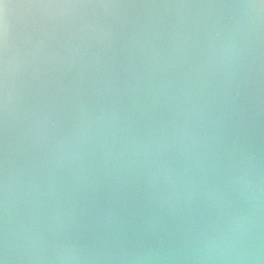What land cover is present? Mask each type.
<instances>
[{
	"label": "water",
	"instance_id": "water-1",
	"mask_svg": "<svg viewBox=\"0 0 264 264\" xmlns=\"http://www.w3.org/2000/svg\"><path fill=\"white\" fill-rule=\"evenodd\" d=\"M6 2L0 260L264 264V0Z\"/></svg>",
	"mask_w": 264,
	"mask_h": 264
},
{
	"label": "snow or ice",
	"instance_id": "snow-or-ice-1",
	"mask_svg": "<svg viewBox=\"0 0 264 264\" xmlns=\"http://www.w3.org/2000/svg\"><path fill=\"white\" fill-rule=\"evenodd\" d=\"M9 7V4L6 2V0H0V20H2L5 10Z\"/></svg>",
	"mask_w": 264,
	"mask_h": 264
},
{
	"label": "clouds",
	"instance_id": "clouds-1",
	"mask_svg": "<svg viewBox=\"0 0 264 264\" xmlns=\"http://www.w3.org/2000/svg\"><path fill=\"white\" fill-rule=\"evenodd\" d=\"M216 36L219 37V36H220V33L217 32V33H216ZM0 264H4V261H3V260H0Z\"/></svg>",
	"mask_w": 264,
	"mask_h": 264
}]
</instances>
